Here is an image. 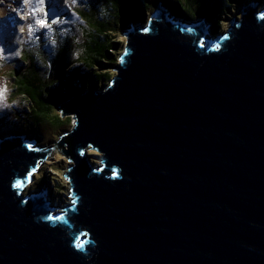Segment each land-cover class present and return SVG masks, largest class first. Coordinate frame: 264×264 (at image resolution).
I'll list each match as a JSON object with an SVG mask.
<instances>
[{
  "label": "water",
  "instance_id": "1",
  "mask_svg": "<svg viewBox=\"0 0 264 264\" xmlns=\"http://www.w3.org/2000/svg\"><path fill=\"white\" fill-rule=\"evenodd\" d=\"M163 4L105 89L57 107L70 204L23 192L48 152L0 130V264H264V7L211 32Z\"/></svg>",
  "mask_w": 264,
  "mask_h": 264
},
{
  "label": "rangeland",
  "instance_id": "2",
  "mask_svg": "<svg viewBox=\"0 0 264 264\" xmlns=\"http://www.w3.org/2000/svg\"><path fill=\"white\" fill-rule=\"evenodd\" d=\"M94 1L96 0H0V89L4 90V93L6 92L7 94L10 92L11 86L8 82L9 72L16 68L21 70L25 68L26 56H24V53L26 52L32 54L33 60L37 64L36 69L39 74L49 80L53 87L56 86L58 79L54 77V60L58 54V49L64 41L72 43V50L67 53L73 56L74 59L77 58V54L81 51V47L78 44L81 41L82 26L85 24L81 11L89 9ZM253 1L254 0H249L248 2L252 3ZM159 3L164 5L163 3L166 4V0H157L153 7L144 8L140 22L129 23L124 28H121L119 24L117 27L118 32L116 34V40H118L117 43L121 49L125 47L126 43V36L123 35V33L127 32V29H131V25L132 27H138L139 25L147 27L148 19ZM241 7L240 5V7L236 8L234 11H229V13L227 12L225 15H222L223 17L219 23L221 26V28L218 29L219 31H224L228 28L231 18L236 16L240 17ZM263 7L264 0H260L259 8ZM95 9L97 15L101 18L108 17L109 13L111 14L109 5H98ZM185 12L187 16L191 17L194 16L195 10L187 8ZM173 16L176 19L185 20V18ZM202 19L205 24H209L204 17H199V15H197L194 18L195 21H201ZM209 27L211 28L212 26L209 25ZM74 43L77 45L75 46ZM119 61H117V63ZM75 66L76 63L69 62V65L65 67L66 73L72 70V68H75ZM110 66L111 65L103 66V71H115V69ZM113 77L114 75L104 80V86L98 85L93 88L105 89ZM90 89L91 88L88 87L77 94H85ZM60 97H62V95ZM12 106L13 102H9L7 98L3 96V103L0 104V116L4 118L7 123L6 126L9 128H12V126L15 128V126L21 124L18 118L14 116H12L13 118L9 117ZM59 106H61V104H59ZM56 112H59V110H56ZM6 114L8 115L7 117H5ZM66 117H70V125L65 122L62 126H49L44 131L41 128L36 131L35 128L30 127L26 130L20 129L19 131H10L8 128L6 129V127L2 129L12 133L22 132L26 135L27 139L33 141L32 147L39 148L40 151L48 152L44 158L36 162V168L32 174V179L26 184L23 192H36L39 188L45 187L47 193H50L52 190L54 194L55 189H49V187L53 186V180L47 173L54 172L58 174L59 179L65 186V190L59 196L50 195L51 200L54 202L55 209H63V207L70 204L72 200L71 196H69V180L64 177V174L68 171L69 167L74 166V163L72 160H68L69 155H63L54 144L59 141L61 134L69 133L75 125V118H73L74 114L63 115V119ZM87 152H89L88 158L90 161H93L94 164L97 165L101 164V158L98 152L91 147H86L83 155ZM50 162L53 164L55 163L58 169L52 170L49 167H44ZM42 167H44L45 177L47 178L45 180L44 178L39 180L37 177Z\"/></svg>",
  "mask_w": 264,
  "mask_h": 264
},
{
  "label": "trees",
  "instance_id": "3",
  "mask_svg": "<svg viewBox=\"0 0 264 264\" xmlns=\"http://www.w3.org/2000/svg\"><path fill=\"white\" fill-rule=\"evenodd\" d=\"M245 1L247 0H166V4L171 5V11L175 16L193 20L199 15V17L206 18L212 26L211 32H220L218 29L221 28L219 23L222 15L239 8ZM156 2L157 0H96L89 9L81 11L85 21L81 31V41L78 44L81 51L77 54L76 59L68 55L67 52L72 50V43L67 41H64L58 49L54 60V77L59 81L57 80L58 83L54 87L49 80L39 74L32 54L24 53L26 56L25 68L23 70L16 68L9 72L10 92L4 93L5 98L9 102H13L9 117L18 118L21 124L15 128L13 126L9 128L6 126L4 118L0 116V130L6 127L10 131H19L30 127L35 128L36 131L40 128L44 131L49 126H62L65 122L70 125V117L63 119L62 111L56 112L59 104L65 105L67 100L83 89L102 85L104 80L115 75V71H103V66L116 65L124 50L116 40L117 27L119 24L121 28H124L129 23L140 22L144 8L153 7ZM98 5H109L111 14L102 18L98 16L95 9ZM187 8L195 10L194 16H187L185 12ZM74 45L77 44L74 43ZM69 62L76 63V66L66 73L65 67L69 65ZM61 95L62 97H60ZM64 105L62 108H66ZM7 116L6 114L5 117ZM61 137L60 144L64 142L68 145V133L61 134ZM87 153L89 154V152ZM44 167H49L52 170L58 169L57 165L52 162ZM44 167L37 175L39 180L47 179ZM47 174L53 180V187H49V189H55L52 195H61L65 186L59 179V175L54 172Z\"/></svg>",
  "mask_w": 264,
  "mask_h": 264
},
{
  "label": "snow or ice",
  "instance_id": "4",
  "mask_svg": "<svg viewBox=\"0 0 264 264\" xmlns=\"http://www.w3.org/2000/svg\"><path fill=\"white\" fill-rule=\"evenodd\" d=\"M217 47H219V45H217ZM3 96H4V90L0 89V98H2ZM16 187L17 188L21 187V184L20 183H17L16 184ZM50 219H51V217H50Z\"/></svg>",
  "mask_w": 264,
  "mask_h": 264
},
{
  "label": "clouds",
  "instance_id": "5",
  "mask_svg": "<svg viewBox=\"0 0 264 264\" xmlns=\"http://www.w3.org/2000/svg\"><path fill=\"white\" fill-rule=\"evenodd\" d=\"M3 103V97L2 98H0V104H2ZM53 187V186H52Z\"/></svg>",
  "mask_w": 264,
  "mask_h": 264
}]
</instances>
